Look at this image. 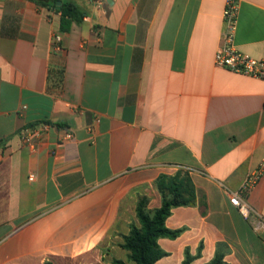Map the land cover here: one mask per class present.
<instances>
[{
    "label": "crops",
    "instance_id": "obj_1",
    "mask_svg": "<svg viewBox=\"0 0 264 264\" xmlns=\"http://www.w3.org/2000/svg\"><path fill=\"white\" fill-rule=\"evenodd\" d=\"M53 1L0 0V264H135L137 198L160 207L180 170L198 204L172 210L184 232L155 264L201 245L192 264H264V79L215 65L226 0H72L68 31ZM235 1V47L264 60V0ZM42 125L31 149L20 132ZM256 173L246 219L227 193Z\"/></svg>",
    "mask_w": 264,
    "mask_h": 264
},
{
    "label": "trees",
    "instance_id": "obj_2",
    "mask_svg": "<svg viewBox=\"0 0 264 264\" xmlns=\"http://www.w3.org/2000/svg\"><path fill=\"white\" fill-rule=\"evenodd\" d=\"M58 1L54 0L52 6L56 7ZM39 4L45 5L46 3L40 2ZM58 10L61 12L63 31H68L72 22L79 23L85 16L84 11L72 0L63 1ZM155 185L161 196L160 207L150 208V198L139 195L136 203L138 225L131 223L129 233L123 236L121 247L129 252V260L135 264H155L158 260L168 256L158 241L162 238L177 239L184 232V228L170 229L166 226V220L171 216L174 208L194 207L198 204L196 186L186 170H180L174 175H160ZM201 250L202 245L197 254L193 255L190 248L186 247L182 264H192L201 255ZM224 255L218 251L215 257L205 264H224ZM43 264L52 263L46 261ZM113 264L128 263L121 259H114Z\"/></svg>",
    "mask_w": 264,
    "mask_h": 264
},
{
    "label": "built area",
    "instance_id": "obj_3",
    "mask_svg": "<svg viewBox=\"0 0 264 264\" xmlns=\"http://www.w3.org/2000/svg\"><path fill=\"white\" fill-rule=\"evenodd\" d=\"M103 2L106 0H97ZM238 4L235 0H226L223 11V31L221 46L215 54V65L227 69L234 73L243 74L257 79H264V60L252 58L235 47V35L237 25ZM55 41L59 43L61 37L57 36ZM48 129V125L41 128L27 127L20 132L21 140L31 149L36 147V137L43 134ZM73 138L70 131H64L60 136V141L65 142ZM260 177V173L249 175L242 187L237 191H228L230 203L235 206L239 213L246 219L255 212L246 200V195L252 190ZM263 223L259 222L257 228Z\"/></svg>",
    "mask_w": 264,
    "mask_h": 264
},
{
    "label": "water",
    "instance_id": "obj_4",
    "mask_svg": "<svg viewBox=\"0 0 264 264\" xmlns=\"http://www.w3.org/2000/svg\"><path fill=\"white\" fill-rule=\"evenodd\" d=\"M57 5L60 6V5H61V1H58V2H57Z\"/></svg>",
    "mask_w": 264,
    "mask_h": 264
}]
</instances>
